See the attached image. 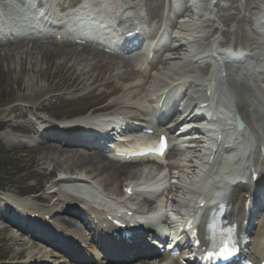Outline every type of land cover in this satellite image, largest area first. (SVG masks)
<instances>
[{
	"label": "bare ground",
	"instance_id": "1",
	"mask_svg": "<svg viewBox=\"0 0 264 264\" xmlns=\"http://www.w3.org/2000/svg\"><path fill=\"white\" fill-rule=\"evenodd\" d=\"M20 1H22V0H20ZM196 3L197 2L195 1L194 4H192V6L195 9L200 8L199 4L197 6ZM36 4H41V5L45 6V3H43L40 0L36 1ZM118 5H119L118 2H113L112 4L108 5V8L115 10ZM45 10H47L48 12H51V14H53L54 16L56 15V12L54 10H51L47 6H45ZM189 10L193 11V8L192 9L190 8ZM111 12L112 11H110V9H108V11H106V10L105 11L94 10V11H91L88 13L86 9H82L78 16H79V19H87V18L92 19L91 17L95 16L93 18L92 22H94V21L106 22V21H108V16ZM192 14L195 15L196 13L194 14V12H193ZM101 16H103V17L101 18ZM199 19H198V21L197 20L194 21V18H192L191 20H187V22H185V20H184V22L180 23L181 29L179 31L174 32L172 35V38L175 40L174 46L168 47V50L170 52L165 57H163V60H162L163 66L162 67L158 66V68L157 67L154 68L153 72L149 75V81L146 83V88L144 90H142L143 93H142V91H141V93H137V91H139V90L136 89L137 87H140V86H141V89H142V87H144V83L141 82L140 80L123 87V89L125 90L124 92H126V95L129 99H131L130 96L134 95L135 93L139 96L138 100L136 102H131V103L126 102L125 98H123L121 100V102H119V103H122L124 109H128V110L123 109L122 111H118L117 113L112 112V115L92 116L91 114H88V115L83 116L82 118L73 119L75 121H72V123L63 124V129H67L68 132H71V131L75 132V131H77V129L80 128V126L92 128V127H95L96 124H98L100 126L105 121H108L107 122L108 125L109 124L113 125L112 123L116 122V121L111 122L110 120L112 118L116 117L117 115H120L119 116V117H121L120 122H122L125 125L129 124V118H131V117H135L134 118L135 120L143 121L146 123L147 122L146 115H143L142 112L143 111H144V113L146 112L144 107L147 105V102L152 101L153 96H156L157 98H159L162 93H171L172 90L176 86H179V85H182L180 87V89L185 90L184 92L186 95V99L184 100V103H182L183 104L182 109H179L178 112H181V111L186 112V113L188 112L187 116L192 115V117H203L202 113H200V110H208V107L206 106V104L201 107L202 104L208 102V100L205 98L208 87H206V82L204 79L200 80L198 74H196V73L193 74V69H192V64H193L194 60H197L198 58L205 57V55L197 56L198 55L197 48L199 46L203 45V38H204L203 35H200L202 31L199 30L200 27L197 24L199 22ZM209 20H212L213 22H215L214 17H212V19H209ZM261 31L264 32V29ZM205 39H207V38H205ZM176 42H178L177 45H176ZM233 44L231 43V46ZM260 45L261 46H260L259 50L261 51L263 56L259 57L258 64L251 63L252 58H257V57L252 55L251 51L246 52V53H237V54H233L231 52H225L224 51L223 54L228 59H230L232 57L234 59L244 60L246 63L248 61L249 64L247 63V65H245L241 69L245 75H248V74L259 75L261 73L262 74L264 73V43H261ZM15 48L21 49V51H20L21 56L20 57H23L24 55H26L27 52L31 56L34 55L35 53H38V52L40 53V57L45 54V53L42 54V51L44 49L43 45L32 44L29 47L28 46L25 47V45H21V46L15 47ZM11 49L12 48H8L7 51H9ZM69 50H70L69 48H64L62 50L61 57H62L64 62H66L71 57V55L73 54V53H70ZM188 53H190V54H188ZM213 54L214 53H212V55ZM78 56L84 62V65L80 64L78 66V70H79L78 74L81 75V79L79 80V82L80 83H91V82H93L95 77L90 78V76H89L91 68L93 66H95L99 61L104 60L103 57L98 55V53H96L90 49H86V48L79 49ZM185 61H187L189 64ZM24 65H25V63L21 62L20 71L22 73L26 69ZM116 66H118L117 63L111 62L109 64L110 68L111 67L115 68ZM32 67H33V64L31 62H29L28 69L32 70ZM85 68H87V69H85ZM42 69L44 71H47L46 67L39 68V64H36V74L39 77H42V75H44V72ZM83 69H85V70H83ZM118 69H119V67H118ZM256 72H259V73L256 74ZM128 74H131V73L127 72V75L122 74L120 76V78L129 79ZM32 80H34V79H32ZM214 80H217V77H215ZM219 81L221 82L220 79H219ZM227 83H228V86L233 85L234 77L229 75ZM31 84L32 83H30V85ZM239 91H240V89H239ZM218 92H219L220 96L222 97V101L224 102V105L227 106L230 110L236 111L238 113V115L241 117L242 121L244 122V129H242L241 131L235 132L234 126L229 124V122H232L233 119L229 115H227L226 124L230 125L229 129L232 131L231 134H229V138H232L234 136V139H237L236 141L238 142L239 147H240L239 142L243 146H248V144H249V138L244 136V134L246 132H250V133L253 132V133L257 134V137L259 139H262L264 141V136L259 133V131H262V130H261V123L259 120L261 116L257 111L258 106L254 105V107H253L254 109L252 110L250 107L253 105V101L251 99H248V98L240 99V101H238L237 103L227 101V99L232 100V96H233V94H231L229 89H224V90L219 89ZM105 93H107V92H105ZM174 95L177 98V95L176 94H174ZM174 107L176 109L179 108V106L177 107V106H175V104H174ZM255 107H256V109H255ZM127 111H130L132 114H127ZM209 113L215 115V112L213 110H211ZM133 114L134 115H140V116H133ZM165 117H166V115H165ZM171 118H172V116H171ZM101 119H106V120H101ZM218 125H220V124H218ZM169 127H172V124L169 125ZM42 128H44V126H42ZM54 128L58 129L60 127H54ZM54 128L51 127L49 129L56 130ZM44 129H48V128H44ZM227 129H228V127H227ZM215 131H216V133H215L216 137H218L220 139L219 143L225 144L226 142H224V140H223L225 137L223 130H221V128H218ZM62 134L63 133H60L59 135H62ZM75 134H76V137L80 136V134L78 132ZM75 134H71V135H75ZM226 144H227L226 146L228 147L229 146L228 142ZM261 145L264 146L263 143ZM76 153L77 152H74V154H62V155H60L58 153H44L40 158L37 159V162H39L41 159L44 160L43 162H45V161L53 162L56 164L54 169L62 170L64 172V174H68V177H70L72 179L82 180L83 182L91 183L93 185V187L99 191H101V190L104 191V188L107 185H109V186L115 185L116 187H119L121 184H123L122 187H123V189H125V193H126V191L128 192V190L132 191V193H133V192L137 191L139 189V187H144V188L149 187L152 183V181H150L151 182L150 183L149 180H147L145 178V177H147L149 172H147L145 174L144 173L138 174V171H136V170L133 171L130 169L131 166L129 164L121 166V165H117L111 161H109L108 163H105L104 161L101 160L102 158L99 157L96 152H94L96 154L94 156L83 155L84 153L87 154L88 152H84L82 154L78 153V155H75ZM186 153L187 152H184V154H186ZM190 161H186L185 159H180L179 161L175 160V161L171 162L169 164V166H171L173 168L174 173H173V175H171L172 177L170 178L171 181H170L169 187L165 186V188H162V191L158 190V191H152L150 193L147 192V196L149 198L160 197V196H162V194H165L166 197L168 196V198H170V200H171V202H169V206H170V208H172V207L174 208L175 211H172V212H177L179 218L181 215L182 216L186 215L185 212L187 211V209L189 211L193 210L192 213H197L201 210V208L199 207V202H197L199 200L194 199L197 192H199L198 189H196V188H198L200 186V184L196 182L198 179V177H196V173L198 171L195 170V168L193 169V171L191 170L192 165H189ZM255 161H256V163L259 162L258 157L255 158ZM198 166H199L200 171L202 170L203 167H205V165H203V164L198 165ZM75 169H79L80 172L79 173L75 172L74 174H71L70 172L72 170H75ZM256 170H258V169H256ZM243 174L241 175V177L238 176V179L235 180V184L232 185V189L229 193L223 194L222 196L219 197L220 200L226 201L227 204H231V210L229 211L230 216L233 217L234 221H237L238 219H240V224H241L239 226L240 228L242 227V222L244 220L243 216H244V218H246L248 216V213L245 211L246 210L245 209L246 203L249 201V202H252V205L255 206L256 204H254V202L256 203L260 199L259 196L257 199H253L251 196L245 195V193L250 192L251 190H253V194H255L256 187H255V185L250 186L249 185V181H250L249 177L250 176L245 177V175H243ZM263 176H264V172H263ZM244 177H245L246 181L243 180ZM151 186H152L151 189H159L158 187H156L155 184H152ZM87 189H88V187H87ZM53 191H55V190H53ZM57 191H59V190L57 189ZM111 194L115 195V199L118 200V203H116L113 206H116V208H120V209H115V211H112L110 213H106V216H108V214H109V216L114 215L116 217H120L121 219H123V218L127 219V218H131V217H135L134 214H136L137 212L140 211L139 208H131V207L128 208L127 211H125L127 209V206H128L127 204H125L127 201V198L126 197H125V199L120 198L118 195L121 196V193H115V192L113 193L112 192ZM62 195L64 196L65 194L62 193ZM142 196L147 197L144 194ZM152 196H154V197H152ZM97 199H100V198H97ZM28 201H29V199H24V200H19L18 202L22 203L23 206L26 207V204H28L27 203ZM143 201L145 203L147 202L144 199H143ZM211 201H212V198H209L207 200V203L211 204ZM60 202H62V201H60ZM150 202H151V200H150ZM102 203H104V202H102ZM1 206H2V203L0 202V207ZM186 207H187V209H186V211H184V209ZM4 208L6 209V213H7V211L9 209L7 207H4ZM209 208L210 207L204 209L205 214L208 212ZM49 210H54V208L51 207ZM129 211H130V213H129ZM234 211L239 215H237V214L235 215ZM45 213L49 214L50 211H45ZM52 213H54V212H52ZM158 215H159V219L161 220L162 213H159ZM241 219H242V221H241ZM156 221L158 223V220H156ZM194 221L196 222V217H194ZM64 226L66 228L71 227V224L66 222V225H64ZM139 234L140 233L137 232V228H133L132 230H129V239H131L134 243H139V241H138ZM180 234H181V237L183 238L184 241L189 240V236L186 234V231H183L181 229ZM95 236H97V238H102L96 234H95ZM263 239H264V229H263L262 233L260 234L259 238L257 239V241H260V243H261V241H263ZM68 240H70V239H68ZM44 241H48V240H44ZM66 242H67V246L69 248L71 245L76 243L75 241H72V240L66 241ZM260 243L258 246L255 247V249L251 252V254L256 258L262 259V258H264V250L259 248ZM109 244H110V246H114L116 249L118 248V245H121V244H118V242L113 243L112 240H109ZM36 245H38V244H36ZM47 246H49V245H47ZM22 248H24V247L20 244L19 249H22ZM28 248H30V247H28ZM45 249L47 251L51 250L50 247H45ZM70 249H73V247H71ZM22 250H24V249H22ZM127 252H132V251L127 250ZM28 254H30L31 257H29L23 261H16L15 264H49V262H50V260L47 258L48 256L47 257L45 255L39 256L35 252V250L32 248H30V250L28 251ZM56 254H58V253H56ZM69 254H72V252H69ZM34 256L41 257L42 261L39 263H36L37 258ZM64 260L66 261L67 259L64 258ZM45 261H46V263H44ZM111 261H112V264H118V262H119L118 259H112ZM140 263H138V264H140Z\"/></svg>",
	"mask_w": 264,
	"mask_h": 264
},
{
	"label": "rangeland",
	"instance_id": "2",
	"mask_svg": "<svg viewBox=\"0 0 264 264\" xmlns=\"http://www.w3.org/2000/svg\"><path fill=\"white\" fill-rule=\"evenodd\" d=\"M135 1L138 7L142 8V11H146L151 29L155 25H159L160 16L164 13L161 9V0ZM176 1L177 3L173 4V8L176 11L169 13L167 23H170L176 12L181 9L184 12L175 19L176 28L173 30L175 32L181 29L180 23L184 22V20L187 22V20L192 18H194V21H198L199 18L202 19L203 22L200 23L203 27L201 33L210 32L206 39L204 50L214 46L213 43L217 45V42L222 43L223 41H225L226 46H229L235 40L237 49L241 46L250 48L251 45L253 46L258 42L260 34L253 29L254 25L250 16L264 8V0ZM195 1L200 8L195 9L192 6ZM190 8H193V11L189 10ZM193 12L196 14L193 15ZM212 17H214L215 22L209 20ZM220 33H222V37ZM239 43L241 45H238ZM63 49L62 45L58 46V48L53 46L44 47L42 54H45L41 57L39 52L32 56L27 52L26 55L20 57L21 50L15 48L11 49V51L2 50L0 52V154L4 155V151L8 153L5 155L7 158L0 156V199L10 198L18 200L27 197L33 200L35 196H39L48 200L46 202L33 201L37 208L47 209L51 206L53 200L50 199V193H48L52 190L51 186L48 185L51 166H48L47 163L42 165L37 163V158L44 153L57 150L45 148L41 145L38 148H34V146H32L33 149L29 148L32 144L33 135L40 139L38 134H35L34 128H38L43 122L56 123V115L80 112L97 104L100 105L99 103L102 101V98L97 94L98 92H95L96 95L88 96L84 100H75L70 103L63 101L66 98L76 96V93L79 94V92H75L80 87L76 85L80 79L79 77H81L78 74L77 66L83 63L79 61L81 59L75 53L79 49L76 51L73 48H69L70 53L73 54L64 62L61 57ZM21 62L25 63L24 66L26 68L23 73L20 71ZM29 62L33 64L32 70L28 69ZM105 62L107 61L104 59V61L98 62L97 66L91 69L90 78L95 77L97 82H105L112 78L111 76L115 69L113 67L110 68V63ZM116 63L119 65L126 64L131 72V66L133 65L131 62L119 63L116 61ZM36 64H39V68L46 67L47 71L42 69L44 72L42 77L36 74ZM162 66L163 63L159 65V67ZM199 74L203 75V73ZM137 78V74L133 73L129 80L126 79L127 81L114 79L112 86H120L122 88L121 84H129L137 80ZM30 83L32 84L30 85ZM71 87H75L73 91L70 89L72 93L68 90ZM99 87L98 89H102V86ZM86 88L88 89L89 87L86 86ZM105 92L106 90L102 94ZM36 108H39V110L36 111ZM24 113L26 116H23ZM4 120L6 124L3 123ZM132 170L137 169L133 168ZM262 223L264 221L259 222L255 226V233L251 236L252 240L255 239ZM16 242L23 244L19 240L16 241L15 238L10 237L5 231H0V264L12 258L19 259L20 257L27 258L30 256L28 254L30 248L24 244L23 247L25 249L22 254L17 253L18 245L15 244ZM49 257L51 260L53 259V262L60 261V258L56 256L51 255ZM59 264L63 263L59 262Z\"/></svg>",
	"mask_w": 264,
	"mask_h": 264
},
{
	"label": "snow or ice",
	"instance_id": "3",
	"mask_svg": "<svg viewBox=\"0 0 264 264\" xmlns=\"http://www.w3.org/2000/svg\"><path fill=\"white\" fill-rule=\"evenodd\" d=\"M161 154H163V153H161Z\"/></svg>",
	"mask_w": 264,
	"mask_h": 264
}]
</instances>
